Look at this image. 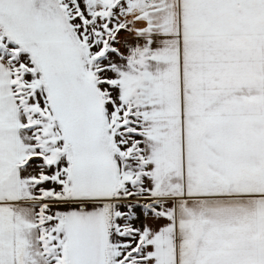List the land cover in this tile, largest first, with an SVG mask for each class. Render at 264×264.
Listing matches in <instances>:
<instances>
[{"label": "snow or ice", "instance_id": "1", "mask_svg": "<svg viewBox=\"0 0 264 264\" xmlns=\"http://www.w3.org/2000/svg\"><path fill=\"white\" fill-rule=\"evenodd\" d=\"M0 264H264V0H0Z\"/></svg>", "mask_w": 264, "mask_h": 264}]
</instances>
